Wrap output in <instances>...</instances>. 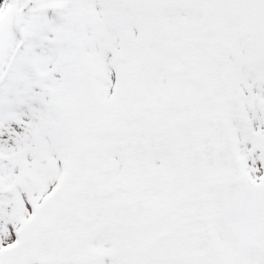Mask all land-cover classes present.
<instances>
[{
    "label": "snow or ice",
    "instance_id": "1",
    "mask_svg": "<svg viewBox=\"0 0 264 264\" xmlns=\"http://www.w3.org/2000/svg\"><path fill=\"white\" fill-rule=\"evenodd\" d=\"M0 264H264V0H0Z\"/></svg>",
    "mask_w": 264,
    "mask_h": 264
}]
</instances>
